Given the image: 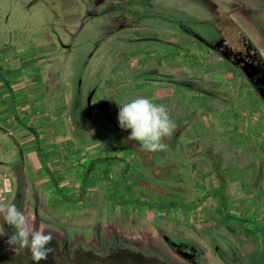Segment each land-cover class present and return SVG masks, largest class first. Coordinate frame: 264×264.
<instances>
[{
	"label": "rangeland",
	"instance_id": "374dc122",
	"mask_svg": "<svg viewBox=\"0 0 264 264\" xmlns=\"http://www.w3.org/2000/svg\"><path fill=\"white\" fill-rule=\"evenodd\" d=\"M139 2L140 0H0V37L10 38L14 35L13 32L21 36H36L45 29L43 27L52 32L50 23H54L53 28L59 32L63 29L62 22L74 24L77 15L85 12L84 18L87 20L77 31L71 44L72 50L68 53L70 57L65 64L71 69V84L75 91L81 92L86 101L90 88L94 82L98 83L99 78L101 85L109 84V74L116 58V67L121 66L126 72L132 69L128 73L140 79L148 80L151 68L156 75L164 77L162 80L178 77L192 84L202 94L190 97L191 109L186 120H190L191 124L186 128L184 125V129L191 132V125H194L192 133L196 140L178 143L183 150H180L184 155L183 159L177 156L164 162L166 166L172 162L173 174L181 167L187 169L189 174L185 177L181 175L180 178L175 175L176 178H173L172 173L163 172V164H160L156 168L157 172L150 173V182L145 185V188L150 189L152 212L171 213L176 218L180 217L181 221L171 222V227L168 228L166 224L164 226L162 222L155 220L150 227L175 240L194 242L201 248L202 259L212 264H264V101L247 78L238 69L236 71L222 55L202 48L198 41L191 40L190 36L178 30L150 29L157 21L163 23V20L155 17L158 13H172V20H182L193 31H203V24L199 22L210 19L211 16L195 0H152L151 5L147 6ZM179 14L198 22L189 21L188 18L185 20L178 17ZM150 15L153 17L150 18ZM168 35H171L170 44L164 43ZM94 37V44L89 43L88 38ZM168 45L171 49L170 62L166 63L165 51ZM185 46L190 52L187 58L183 54ZM87 49L91 53L99 50V53L106 56L107 74L101 70L100 77L94 76V60L89 68L85 67L84 58L78 55L80 52L86 53ZM150 52H153L154 58ZM163 53L165 59H162ZM178 53L181 54L180 60ZM150 55L155 59L152 66ZM104 59L102 56V61ZM136 60H139L136 64L139 65L138 70L130 65L132 62L136 63ZM195 60L199 61L196 63ZM179 65L185 67L180 75L166 70ZM133 91H136L135 87ZM124 98L120 94L115 99L122 102ZM194 104L199 107L197 115L194 108L192 111ZM74 113L79 115V108L74 109ZM98 125L100 123L95 122L92 127L96 129ZM96 134L91 129L90 134L83 135L82 139L86 143L97 139L96 142L101 146L107 145L104 144L106 132ZM10 157L3 166L13 178L17 172L16 162L20 160L17 148ZM13 183V193L4 203H15L29 215L34 227L52 233L53 239L48 247L53 249V255L48 257V261L53 264H80L84 257V254L78 253L82 250L80 243L84 239L80 233L88 235L89 227L85 224L83 229L76 226L73 229L70 227L69 231L66 223H47L46 218L43 222V216L34 214V190L26 193L20 177L13 178ZM112 186L117 187L115 183ZM94 208L96 213L91 212L98 214L101 207ZM3 228L6 235H0V255L5 254L10 261L20 254H31L28 248L14 252L7 243L8 234L12 233L13 228L6 223H3ZM129 230L128 236L132 237L133 230L131 233ZM110 233L107 230V239L87 237V244L84 246L91 245L85 248L90 250V255L108 258L120 253L140 251L132 245V238L123 239L125 243H114L109 238ZM102 241L105 242L103 245L100 244ZM151 241L156 246L163 244L161 237ZM72 247L73 251L70 250ZM170 255L172 264H186L175 254Z\"/></svg>",
	"mask_w": 264,
	"mask_h": 264
},
{
	"label": "crops",
	"instance_id": "0c3cea01",
	"mask_svg": "<svg viewBox=\"0 0 264 264\" xmlns=\"http://www.w3.org/2000/svg\"><path fill=\"white\" fill-rule=\"evenodd\" d=\"M195 1L211 16L204 20L203 31L195 33L209 41L221 36L239 46L235 38L222 34L220 29L226 22L231 23V26L250 39L264 59V0H210L216 8H208L200 1ZM84 16L85 12L77 15L74 24L62 22L63 29L59 32L53 28L55 24L50 23L52 32L43 27L45 29L36 36H21L13 32L10 38L0 37V166L4 168V164L9 161L7 159L17 148L20 160L14 164L17 172L13 178L22 179L26 193L34 190V214L43 216V222L46 218L47 223H66L69 231L70 227L73 229L76 226L83 229L86 224L90 232L88 235L80 233L84 238L80 247L85 248L87 237L107 239V230L111 232L110 240L132 238L139 242H136L137 245H149L150 239L160 237L161 234L151 229V223L157 220L170 228L171 222L177 223L181 218L171 213H153L150 189L145 188V185L150 182V173L157 172L156 168L160 164H163L164 173L173 174L172 162L169 161L168 166L164 162L177 156L183 159V150L178 143L196 140L192 133L195 126L191 125V132H188L184 125L186 128L191 124L190 120H186L191 109L190 97L202 93H198L185 79L175 77L177 79L162 80L164 77L156 75L151 68L150 78L140 79L128 73L132 69L126 72L121 66L116 67L117 58L113 60L109 84L103 86L99 75L101 70L107 74V58L99 50L91 53L87 49L86 53L80 52L78 56L84 58L85 67L88 68L94 60L96 66L92 67V71L94 76H99V81L93 83L86 101L71 84V69L65 64L70 57L68 53L72 50L73 39L87 20ZM150 29L178 30L190 36L191 40L198 41L202 48L218 53L190 31L172 28L158 21ZM95 39L88 38V42L94 44ZM170 42L171 35H168L164 43ZM184 51L187 58L190 52L187 48ZM170 52L168 45L165 51L166 63L170 62ZM165 53L162 59H165ZM180 55L178 53L179 60ZM102 56L105 58L103 61ZM139 60L130 64L135 70H138L139 65L136 64ZM198 61L195 60L196 63ZM154 63L155 59L150 55V66ZM184 68V65H179L166 70L180 75ZM234 68L237 71L238 68ZM239 73L245 76L241 71ZM133 76L136 77L134 81ZM120 94L125 97L122 102L115 99ZM141 96L165 105L176 127H180H175L172 135L164 138L163 142L168 145L166 151H141L137 141L128 139L131 130L119 126V105ZM197 107L195 104L192 106L196 115L199 114ZM76 108H79V115L74 113ZM95 122L100 123L96 129L92 127ZM91 129L93 134L106 132L104 144L107 145L101 146L96 142L97 139L84 142L83 135L90 134ZM187 173V169L178 168L173 178L181 175L185 177ZM113 183L117 187L114 188ZM96 206L101 207V214L100 210L95 214ZM128 229L130 233L133 230L132 237L128 236ZM104 243L102 241L100 244ZM87 246L91 247L90 244Z\"/></svg>",
	"mask_w": 264,
	"mask_h": 264
},
{
	"label": "clouds",
	"instance_id": "9594fccd",
	"mask_svg": "<svg viewBox=\"0 0 264 264\" xmlns=\"http://www.w3.org/2000/svg\"><path fill=\"white\" fill-rule=\"evenodd\" d=\"M118 121L122 129L131 130L128 139L137 141L140 150L146 152L166 151L168 145L163 140L170 137L176 127L165 105L143 96L119 105ZM0 221V235H6L3 223L13 228L7 243L14 252L28 248L32 259L39 262L53 251L48 247L52 233L34 227L29 215L15 203H0Z\"/></svg>",
	"mask_w": 264,
	"mask_h": 264
},
{
	"label": "flooded vegetation",
	"instance_id": "af4514ba",
	"mask_svg": "<svg viewBox=\"0 0 264 264\" xmlns=\"http://www.w3.org/2000/svg\"><path fill=\"white\" fill-rule=\"evenodd\" d=\"M191 32L194 37H197L210 49H213L214 51L220 53V55H222L234 67L238 68L245 76L246 73L241 68L243 64L246 63V65L253 66L260 63L259 57L250 47H248V45L244 44L242 46H235L233 43H229L221 36L214 37L211 41H209L204 37L199 36L193 30ZM160 237L163 242L161 246L154 245L151 239L150 241H148L150 242L149 245L142 244L141 246L137 245V243H139L138 241H134L132 242V245L138 248L140 251H132L131 253L127 254L120 253L113 257L109 256L108 258H104L101 256L95 257L93 255H90L92 253L89 249H85L86 247L82 248V250L78 252L84 254V257L81 259L82 261L80 262V264H172L170 255L171 253L175 254L180 258L181 261H184L186 264H212L202 259L201 248L194 242L188 241L186 239L175 240L171 236L166 234H160ZM125 240L114 238L111 241L114 243H125L123 242ZM144 248L147 250H145ZM73 249L74 247L70 248V250L72 251ZM220 259L221 261H223L222 258Z\"/></svg>",
	"mask_w": 264,
	"mask_h": 264
},
{
	"label": "trees",
	"instance_id": "16d2710c",
	"mask_svg": "<svg viewBox=\"0 0 264 264\" xmlns=\"http://www.w3.org/2000/svg\"><path fill=\"white\" fill-rule=\"evenodd\" d=\"M151 1L152 0H140L139 3L147 6V5H151V3H150ZM198 1H200L204 6H207L208 8H210V7L216 8L215 5H214V3H212L210 0H198ZM171 14L172 13H168L167 15H166V13H158L155 17L158 20H163V23L169 24L170 27H172V28L175 27V28H177L179 30H183V31L188 30L190 32L193 30L192 28H190L186 24H183L182 23V20L181 21L179 20L178 22H176L175 20H172L173 17L170 16ZM178 17H181L183 19L185 18V20L188 18L189 21L198 22L196 19L191 18V17H188L187 15H181V14H179ZM199 23H201V22H199ZM204 23L205 22L202 21L201 24H204ZM231 25H232L231 23L228 24L226 22L224 24V26L220 27L221 31L223 32L222 34L231 35L233 38H235L234 41L235 42L237 41L240 44V46H242L244 44L245 45H248V47H250L256 53V55L259 57V62L262 65V68H261L262 69V74L264 75V70H263L264 69V59L260 56L259 51L254 46V44L250 41L249 38H247L245 35H243L240 31H237ZM196 31H200V30H196ZM246 78L249 81V83L253 86V88L255 89V91L258 93V91L256 90V87H255V85L253 83L256 80V78L253 77L252 79H250L247 76H246ZM52 255H53V253H50L48 255V257H50V256L52 257ZM48 257L45 260H41L39 262H36V261H34L32 259V254H30V253H24V255L23 254H20L17 258H15L13 260L11 259L10 261H8L6 259V255L3 254V253H1V255H0V264H53V263H51V262L48 261V259H49Z\"/></svg>",
	"mask_w": 264,
	"mask_h": 264
},
{
	"label": "water",
	"instance_id": "95a60500",
	"mask_svg": "<svg viewBox=\"0 0 264 264\" xmlns=\"http://www.w3.org/2000/svg\"><path fill=\"white\" fill-rule=\"evenodd\" d=\"M241 68L246 73V76L248 78L250 79H252L253 77L256 78V80L253 83L256 87V90L258 91L259 96L264 101V75L262 74V69H261L262 65L258 63L256 65L251 66V65H246L245 63L241 66ZM255 74L257 75L259 74V75L257 76Z\"/></svg>",
	"mask_w": 264,
	"mask_h": 264
},
{
	"label": "built area",
	"instance_id": "2783aa9c",
	"mask_svg": "<svg viewBox=\"0 0 264 264\" xmlns=\"http://www.w3.org/2000/svg\"><path fill=\"white\" fill-rule=\"evenodd\" d=\"M14 183L11 174L0 167V203L6 202L12 195Z\"/></svg>",
	"mask_w": 264,
	"mask_h": 264
}]
</instances>
